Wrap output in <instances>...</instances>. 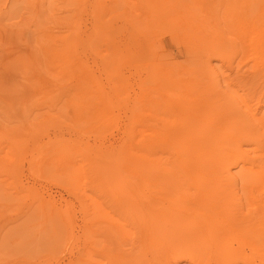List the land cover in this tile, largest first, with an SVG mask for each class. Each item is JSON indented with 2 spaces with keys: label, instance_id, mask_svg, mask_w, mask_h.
I'll return each mask as SVG.
<instances>
[{
  "label": "rangeland",
  "instance_id": "1",
  "mask_svg": "<svg viewBox=\"0 0 264 264\" xmlns=\"http://www.w3.org/2000/svg\"><path fill=\"white\" fill-rule=\"evenodd\" d=\"M211 1L219 2L223 44L232 50L226 9L237 1ZM202 2L0 0V264H190L185 259L173 263L167 248L151 244L140 245L139 259L131 258L142 243L130 212L137 203L110 197L104 188L118 172L128 173L123 148L132 135L141 128L158 138L168 135L178 117L164 105L171 97L159 74L177 64L198 66L191 59L201 55V41H189L185 23L198 22ZM246 54L240 49L230 62L212 60L219 75L213 99L223 91L237 98L246 92L238 86L250 72ZM227 97L220 102L225 106L216 104L221 118L235 116L228 107L233 99ZM154 102L163 103L157 106L161 110ZM162 106L173 116H166ZM219 147L222 155L227 152L225 141ZM260 147L264 150V144ZM156 155L170 166L168 145ZM231 171L256 177L238 167ZM167 176L165 170L147 188L133 187L144 195L142 202L153 199L156 211H178L177 192L195 190L187 183H165ZM89 177L100 183L99 190ZM230 190L225 181L213 187L219 207L226 199L233 202ZM242 202L245 212L250 204ZM207 260L226 264L230 258ZM250 264L261 262L254 258Z\"/></svg>",
  "mask_w": 264,
  "mask_h": 264
},
{
  "label": "bare ground",
  "instance_id": "2",
  "mask_svg": "<svg viewBox=\"0 0 264 264\" xmlns=\"http://www.w3.org/2000/svg\"><path fill=\"white\" fill-rule=\"evenodd\" d=\"M236 1L237 4H229L226 9L232 30V50L223 44L225 36L219 21V2L213 4L211 0H203L198 22L185 23L189 28V41L203 43L198 44L201 55L191 56L198 66L180 67L177 64L178 68L174 69L173 65L159 74L171 97L164 105L173 107L171 109L178 117L172 120L168 135L162 133L158 138L156 133L145 128L140 129L139 135H132L123 148L122 164L126 165L128 173L120 176L118 170H113L118 174L104 188L110 197L120 196L137 203L135 210L130 212L134 213L141 228L142 243L137 244L133 256L128 255L131 258L139 259L140 245L151 244L167 248V258L173 259V263L185 259L190 264H209L207 259L218 260L219 256H224L230 258L226 264H250L254 258L264 264V197L261 196L264 194V150L260 147L264 144V111L259 104L264 99V4H259L260 0ZM240 49L247 53L245 60L249 62L247 70L250 72L238 84L246 92L237 98L223 91L224 95L213 99L219 86V75L212 60L230 62L231 56L238 54ZM228 81L225 87H229ZM176 87L181 91L175 90ZM227 94L233 99L228 107L235 116L221 118L224 113L216 104L219 102L218 108L225 106L220 102ZM154 104L156 108L163 103ZM166 111L164 109L166 116L173 114L168 115L170 109ZM222 128L225 132L220 135ZM222 141L227 147L223 155L219 147ZM166 145L171 159L169 167L159 162L156 155L157 150ZM232 167L256 177L251 180L238 177L231 171ZM165 170L168 171L165 183L177 186L187 183L195 187L189 195L184 194L185 191L177 192L180 205L178 211L166 209L170 213L164 209L156 211L153 199L148 198L152 200L151 204L148 200L142 202L144 195L140 196L133 188L134 185L147 188ZM88 180L100 189L95 177ZM221 181L231 186L227 195L232 196L233 202L226 199L219 207V194L213 192V187ZM234 198L237 201L234 202ZM243 198L250 204L245 212ZM231 240L236 241L235 247L231 246Z\"/></svg>",
  "mask_w": 264,
  "mask_h": 264
}]
</instances>
